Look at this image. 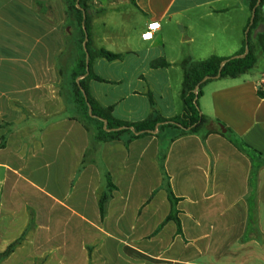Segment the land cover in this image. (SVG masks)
Instances as JSON below:
<instances>
[{
  "label": "crops",
  "instance_id": "obj_1",
  "mask_svg": "<svg viewBox=\"0 0 264 264\" xmlns=\"http://www.w3.org/2000/svg\"><path fill=\"white\" fill-rule=\"evenodd\" d=\"M112 1L106 6L93 0L89 14L94 49L117 38L104 32L105 19L121 12V2L131 3ZM136 3L137 7L131 3L137 13L133 16L145 19L136 30L140 47L122 53L120 60L96 58L92 70L105 81L90 80V93L102 107H112L113 116L120 120L138 122L149 117L154 109L148 94L160 116L173 118L183 110L181 63L186 58L201 61L239 54L252 16L251 0ZM153 23L159 26L152 38L143 39ZM67 25L62 0H0V144L5 143L0 148V202L8 192L17 197L21 187L22 176L11 166L12 160L26 165L33 159L37 168L38 161L41 167L59 162L65 168L63 180L56 181L59 197L47 194L62 210L59 213L55 206L48 212L47 251L61 253L47 259L36 255L43 248L33 244L40 231L32 232L31 253L20 257L21 261L248 264V250L264 247V96L259 95L264 94L259 83L264 77V57H259L250 73L214 80L204 88L201 110L219 122L221 131L227 129L222 131L226 136L213 133L203 142L198 135H185L170 143L172 135L167 134L162 140L147 136L127 144L124 137L97 143L68 115V101L65 109L60 96L58 60L72 50ZM74 42L76 46V38ZM159 58L170 66L152 68ZM106 63L120 65L114 67L115 77L102 75ZM232 140L246 143L261 155ZM88 148L92 149L89 163L82 167ZM161 151L166 153L170 187L180 198L181 234L174 221L165 222L172 205L160 169ZM257 163L262 167L252 185ZM106 173L115 186L111 191ZM26 182L38 187L34 181ZM103 194L108 198L102 214Z\"/></svg>",
  "mask_w": 264,
  "mask_h": 264
},
{
  "label": "trees",
  "instance_id": "obj_2",
  "mask_svg": "<svg viewBox=\"0 0 264 264\" xmlns=\"http://www.w3.org/2000/svg\"><path fill=\"white\" fill-rule=\"evenodd\" d=\"M132 5L137 7L136 0H130ZM68 25L75 27L77 32V55L74 60L73 68L70 74V87L68 88L71 103L75 106V115L71 116L82 123L84 128L92 136V140L97 143H106L126 138L129 144L136 139L147 136H155L162 140L165 133L173 132L170 143L185 135H198L205 142L209 135L213 133L223 132L219 129L218 121L211 120L201 110L200 99L203 96L204 87L214 81L220 79H237L250 73L257 65L259 57H264V0H251L252 16L247 25L246 38L244 45L239 54L222 58L211 56L205 60L195 61L192 58H186L181 67L184 71L182 84L181 99L183 103L182 112L173 118H164L155 110V103L151 94H148L153 107V113L146 119L138 122H130L117 119L113 116L112 107H102L91 95L89 89L90 80L105 81L101 77L94 74L92 70L93 61L100 57L108 61L120 60L124 57L122 53H115L104 48L94 49L91 42L90 32V9L93 0H62ZM248 48V49H247ZM246 54L245 56H242ZM164 58H159L151 63L154 69L169 67ZM263 97L262 92L259 93ZM230 132V130H228ZM240 148L252 151L257 155L259 152L251 148L246 143H235ZM5 143L0 144V148ZM92 152L88 148L82 162V167L89 163V153ZM165 151L160 152L159 163L160 169L164 176V186L168 192L169 200L172 208L165 222L174 221L178 227V233H182V223L179 218V210L177 208L180 198H177L169 183V176L165 169ZM262 167V163L254 166L251 183L254 185L257 181V171ZM108 188H115L111 177L105 174ZM108 195L103 194L100 199V211H105V201ZM15 244L9 246V252Z\"/></svg>",
  "mask_w": 264,
  "mask_h": 264
},
{
  "label": "rangeland",
  "instance_id": "obj_3",
  "mask_svg": "<svg viewBox=\"0 0 264 264\" xmlns=\"http://www.w3.org/2000/svg\"><path fill=\"white\" fill-rule=\"evenodd\" d=\"M100 1L106 6L113 2L112 0ZM120 6L121 12L110 15L105 19L107 27L104 29V32L106 33L116 34L117 38L107 44H102L104 45L102 47L115 53H124L140 47L141 42L136 30L141 29L143 22L145 21L144 18L141 21V19H138V16H133V14L137 13L131 3L121 2ZM75 29V27L70 25L66 26V39L70 42L72 50H67L62 58L58 60L61 72V82L63 85L60 96L62 95V100L65 102V109L68 107L66 105L68 101L70 106L68 110L69 116L75 115V106L71 103L68 91V88L70 87L69 81L71 69L74 64L73 61L77 55V46H75L74 42V38L77 39V32ZM169 45H172V43L169 42ZM114 67L118 69L120 65L114 66L109 63L104 64L101 69L102 75L107 78L115 77V74H113ZM165 134L173 135V132L168 131ZM10 163L11 166L17 169V172L21 174L22 182H20L21 187L19 186L20 188H17V191H19L17 197H11L9 194L10 192H8L3 195V199L0 202V264H24L25 262L21 261L22 258L20 257L31 253L30 249L33 245H31L30 242V236L32 232L37 233L39 231V233L34 235L35 238L33 244L35 246L39 245V247L40 244H42L41 246L43 250H39L35 254L39 256L41 255L42 259L52 258L61 252H54V250L47 251V227L50 224V220H48L47 216L48 212L52 211L55 206V210L59 213H62V210L60 209V206L47 197V194L56 193V196L59 197L57 195L58 191H60L59 184L56 185V181L61 182L63 180L65 168L59 162L53 167H41L39 161V167L37 168L33 159H30L26 165L17 162V160H12ZM11 177L12 179L18 180V177ZM28 180L34 181L38 184V187H32L26 182ZM5 188L7 191L9 190L8 186ZM59 228L61 229V227ZM12 244H15V246L7 252L9 246ZM52 248L53 247H50V249ZM121 259H123V256ZM247 262L248 264H264V247L260 250H248ZM26 264L30 263L28 262Z\"/></svg>",
  "mask_w": 264,
  "mask_h": 264
},
{
  "label": "built area",
  "instance_id": "obj_4",
  "mask_svg": "<svg viewBox=\"0 0 264 264\" xmlns=\"http://www.w3.org/2000/svg\"><path fill=\"white\" fill-rule=\"evenodd\" d=\"M159 25L157 23L150 24L148 26L149 31L142 35L143 39H151L152 38V31L155 30ZM260 86L264 88V77L260 80Z\"/></svg>",
  "mask_w": 264,
  "mask_h": 264
},
{
  "label": "water",
  "instance_id": "obj_5",
  "mask_svg": "<svg viewBox=\"0 0 264 264\" xmlns=\"http://www.w3.org/2000/svg\"><path fill=\"white\" fill-rule=\"evenodd\" d=\"M248 49V48H247ZM246 54H244V55H242V56H245ZM222 131L224 132V133H226L227 132V129L225 128V127H222Z\"/></svg>",
  "mask_w": 264,
  "mask_h": 264
}]
</instances>
